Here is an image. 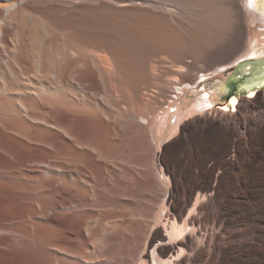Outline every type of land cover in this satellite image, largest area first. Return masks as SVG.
Returning <instances> with one entry per match:
<instances>
[{"label":"bare ground","instance_id":"obj_1","mask_svg":"<svg viewBox=\"0 0 264 264\" xmlns=\"http://www.w3.org/2000/svg\"><path fill=\"white\" fill-rule=\"evenodd\" d=\"M0 3V264L134 262L164 195L149 124L200 76L264 57V3ZM207 98L161 145L172 243L156 259L264 264V121L210 118ZM192 227L212 232L193 253L177 241Z\"/></svg>","mask_w":264,"mask_h":264},{"label":"rangeland","instance_id":"obj_2","mask_svg":"<svg viewBox=\"0 0 264 264\" xmlns=\"http://www.w3.org/2000/svg\"><path fill=\"white\" fill-rule=\"evenodd\" d=\"M10 3H0V9L6 10L9 7ZM253 29V26H251ZM252 35L258 36V39L264 46V36H260L258 34H263L264 30L262 27H257L254 29ZM252 57H248L247 59H250ZM260 59H264V57H259ZM247 59H241L238 62L234 63L233 65H230L227 68L221 69L222 74L219 76H215L212 81H210L211 88H206L204 90L205 93H209L216 87H224L226 83L229 81H232V77L235 75V69L237 63L247 60ZM232 67V68H231ZM240 68V67H239ZM246 68V67H245ZM244 68V70H245ZM241 72V71H240ZM240 74V73H239ZM202 77V76H200ZM197 81V80H196ZM195 81V82H196ZM213 81H218L219 83L216 86H212ZM185 87V86H184ZM183 87V95L182 92H179V99L176 100L173 99V104H171V108H164V113H160L159 116L153 118L151 123L148 126V132H149V142L152 146V169L155 171V181L157 183V188L161 191V194L163 193V197L161 199V203L157 206V210L154 213V216L152 218V224L148 228V232L146 235V239L143 243V247L140 249L139 253L136 256V259L134 262L130 264H165L163 262H159L158 259H156L158 248H162L165 246H168L172 243V239L169 235L170 229H167V225H165L166 221V213L168 212V209L166 207L167 200H168V192L170 189V181L166 176L161 175L162 167L161 164V154H162V143L163 141H167L168 137L170 138V133L172 131L173 126H175L176 121L179 120L181 122L182 120H185L184 118H181L184 116V114L195 105V100L197 99V95H194L193 90L186 91ZM198 89V88H196ZM177 93V92H176ZM235 96V95H234ZM218 98L219 96L216 94H213V96ZM235 98H238V105L236 106L237 111L236 112H221L217 109L216 112L218 113H212L208 114L210 118L213 117L215 119L221 120L225 124H235L237 120L240 118L241 120H251L256 122L264 121V105H259L256 103V100H264V94L259 91L253 98L248 99L246 98V94H242L239 97L235 96ZM227 97L219 100L217 102V108H220L221 106H224L227 104ZM221 105V106H220ZM250 108L248 109L247 107ZM186 111V112H185ZM181 118V119H180ZM247 124L248 122L245 121ZM155 154H159V159L155 158ZM160 161V162H159ZM165 192V193H164ZM195 208L192 207L189 212L185 213L184 218L189 219L192 215H197L195 213ZM164 226V227H163ZM167 229L166 231L163 229ZM162 229L164 231V235L167 240L164 242L156 243L153 247L149 248V242L151 240L152 235L155 233L156 230ZM169 233H168V232ZM212 233L210 231V228H207L205 231H200L197 227H192L189 230H186L183 235L179 238H177V241H183L186 242L190 240L192 242V253L197 250L202 244L204 240V235ZM171 239V240H169ZM171 241V242H170ZM155 251V252H154ZM186 254V253H185ZM176 260L177 258H172Z\"/></svg>","mask_w":264,"mask_h":264},{"label":"water","instance_id":"obj_3","mask_svg":"<svg viewBox=\"0 0 264 264\" xmlns=\"http://www.w3.org/2000/svg\"><path fill=\"white\" fill-rule=\"evenodd\" d=\"M239 63H240L241 72H244V68L246 67L245 60H243ZM263 77H264V72H262L260 70V68L258 67L255 71V75L251 79L244 80V83L246 85V91L255 92V95L259 91L264 92V86L259 87L258 85L255 84L256 80L263 78ZM224 88H226L228 90V95H229L228 98L233 97L235 95L236 85H235L233 80L226 83ZM243 94H245V93H243Z\"/></svg>","mask_w":264,"mask_h":264},{"label":"trees","instance_id":"obj_4","mask_svg":"<svg viewBox=\"0 0 264 264\" xmlns=\"http://www.w3.org/2000/svg\"><path fill=\"white\" fill-rule=\"evenodd\" d=\"M240 71H241L240 68L236 69V72L240 73V74L237 75V80H242V79H243L245 76H247V74H248V73H246V72H240ZM229 82H230V81H229ZM261 93L263 94L262 91H261ZM242 94H243V89L240 88V90L236 93V96L239 97V96L242 95ZM221 99H223V98L220 97V100H221Z\"/></svg>","mask_w":264,"mask_h":264},{"label":"snow or ice","instance_id":"obj_5","mask_svg":"<svg viewBox=\"0 0 264 264\" xmlns=\"http://www.w3.org/2000/svg\"><path fill=\"white\" fill-rule=\"evenodd\" d=\"M261 2L264 3V0H261ZM252 4H253V0H249V5L252 6ZM232 103L235 104V101L233 100Z\"/></svg>","mask_w":264,"mask_h":264}]
</instances>
